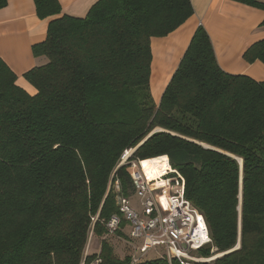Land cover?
Here are the masks:
<instances>
[{"label": "trees", "instance_id": "obj_1", "mask_svg": "<svg viewBox=\"0 0 264 264\" xmlns=\"http://www.w3.org/2000/svg\"><path fill=\"white\" fill-rule=\"evenodd\" d=\"M34 2L41 19L61 14L58 0ZM193 15L191 0H99L84 18L53 19L33 47L46 63L24 75L35 95L0 60V264H80L91 232L120 215L117 197L134 195L129 150L167 156L183 176L212 238L198 254H224L196 264H264V82L223 71L200 26L159 104L151 91L152 39ZM245 60L264 63V40ZM116 235L129 245L125 220ZM128 248L120 258L105 240L86 260L132 264Z\"/></svg>", "mask_w": 264, "mask_h": 264}, {"label": "crops", "instance_id": "obj_2", "mask_svg": "<svg viewBox=\"0 0 264 264\" xmlns=\"http://www.w3.org/2000/svg\"><path fill=\"white\" fill-rule=\"evenodd\" d=\"M58 1L61 14L47 19L38 17L34 0H10L0 10V60L15 73L17 85L30 95L37 91L24 75L46 63L45 57L33 55V47L46 40L49 23L61 16L84 18L99 0ZM191 3L194 15L185 24L167 37L151 41V91L155 102L159 104L200 26L207 31L223 71L264 82V63L245 60L247 50L264 40V10L232 0H191Z\"/></svg>", "mask_w": 264, "mask_h": 264}, {"label": "built area", "instance_id": "obj_3", "mask_svg": "<svg viewBox=\"0 0 264 264\" xmlns=\"http://www.w3.org/2000/svg\"><path fill=\"white\" fill-rule=\"evenodd\" d=\"M127 153L125 151L122 155L120 166L127 167L132 179L133 196L139 199L142 214L133 208L131 198L118 196L120 215H113L107 222L108 233L116 235L122 220L128 223L132 264L139 263L150 251L157 249L162 251V257L170 264L173 260L179 264L208 261L188 253L211 244L212 238L204 216L185 196L183 176L171 167L161 176L150 178L142 165L143 161L131 160L133 152L129 155ZM155 183L167 187V209L164 212L153 188ZM118 185L116 181V190H119ZM87 255L88 251L80 264H102L100 257L88 263Z\"/></svg>", "mask_w": 264, "mask_h": 264}, {"label": "rangeland", "instance_id": "obj_4", "mask_svg": "<svg viewBox=\"0 0 264 264\" xmlns=\"http://www.w3.org/2000/svg\"><path fill=\"white\" fill-rule=\"evenodd\" d=\"M154 82H155V78H154ZM134 152V150L132 151ZM131 152V153H132ZM154 191L159 199V203L161 206L162 211H166L167 209V204H166V200H167V196H166V191H167V187L165 185H162L160 183H155V186L153 187ZM131 201H132V205L133 208L139 213L142 214V209L140 207V203H139V199L135 196L130 197ZM117 201V200H116ZM127 231V230H125ZM107 241L114 249L115 253L120 257V258H124L125 255L127 254V252H129V245H127V243L125 241H123L122 239H120L117 235H110L107 234L103 237H96V236H92V232L89 236L88 239V243H87V247L85 249V253H84V257H86V253L88 251V255L87 256H94V254L98 255L100 252V248L102 245L103 241ZM239 246H237L236 248H239ZM128 249V250H127ZM189 255H191L192 257L195 258H204V259H208V261L204 262V263H213V261L221 256H223V253H219L217 249H213L209 255V257H200V255L198 254L197 251H189L188 252ZM162 256V251L160 249H157L155 251H150L144 258V260H153L156 259L158 257ZM93 261V260H92ZM200 263V262H199Z\"/></svg>", "mask_w": 264, "mask_h": 264}, {"label": "bare ground", "instance_id": "obj_5", "mask_svg": "<svg viewBox=\"0 0 264 264\" xmlns=\"http://www.w3.org/2000/svg\"><path fill=\"white\" fill-rule=\"evenodd\" d=\"M133 150L128 151V155L131 154ZM143 167L146 174L150 178H157L161 176L166 170L171 168L167 156H161L155 159L143 161Z\"/></svg>", "mask_w": 264, "mask_h": 264}, {"label": "water", "instance_id": "obj_6", "mask_svg": "<svg viewBox=\"0 0 264 264\" xmlns=\"http://www.w3.org/2000/svg\"><path fill=\"white\" fill-rule=\"evenodd\" d=\"M237 160H238V162H239V159L238 158H236ZM240 163V162H239Z\"/></svg>", "mask_w": 264, "mask_h": 264}]
</instances>
